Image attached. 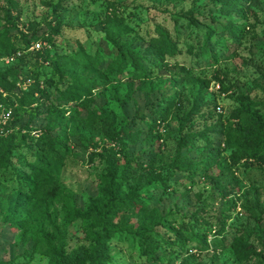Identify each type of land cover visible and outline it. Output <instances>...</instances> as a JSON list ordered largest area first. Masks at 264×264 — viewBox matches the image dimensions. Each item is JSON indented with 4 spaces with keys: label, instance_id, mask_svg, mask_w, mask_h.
Returning <instances> with one entry per match:
<instances>
[{
    "label": "rangeland",
    "instance_id": "1",
    "mask_svg": "<svg viewBox=\"0 0 264 264\" xmlns=\"http://www.w3.org/2000/svg\"><path fill=\"white\" fill-rule=\"evenodd\" d=\"M110 2L124 18L126 28H122L125 32L120 43L145 52L149 47L147 32L159 26L169 33L180 53L166 56L164 62L146 63L143 78L134 77L131 71L111 73L108 64L116 52L103 32L113 13L108 10ZM241 4L224 16L217 0H0V71L20 58H31L25 60L31 78L23 80L24 74H19L17 88L27 92L38 76L41 89L51 97L42 99L36 94L39 102L30 107L6 93V103L0 101V135H19L17 160L0 170V264H50V257L36 250V243L44 236L55 243L65 238L68 252L83 254L89 246L88 224L73 209L86 210L91 199L103 195L106 156L117 152L118 144L125 146L124 153L111 154V159L119 172L124 167L125 151L146 159L159 147L156 173L147 165L133 163L139 170L129 183H123L125 190L130 184L136 187L146 205L130 209L131 217L124 220H129L134 230L152 227L159 251L158 260L153 262L143 253L139 237L124 231L108 243L111 264H179L176 247L182 251L186 247L178 242L166 245L163 237L167 232L156 223L166 222L167 227L177 230L203 217L224 223L229 239L241 235L249 258L238 259L232 248L216 246L215 229L210 227L203 243L188 244L197 254L188 264H264V160L231 165V150L218 129L221 122L231 123L235 109L264 113V0H242ZM8 11L12 23L5 19ZM207 32L211 33L208 52L198 62L188 49L192 44L202 47ZM26 40H30L28 47ZM36 43L41 46L32 48ZM13 47L19 50L9 53ZM79 52L98 53L103 57L102 65L74 58ZM216 52L214 62L210 57ZM63 57L68 60L62 61ZM9 58L13 59L7 62ZM77 76L96 86L85 102L76 96L75 100L66 99L61 93L66 79ZM198 91L210 106L182 129L183 117L193 109ZM173 97L178 102L170 107ZM156 108H167L168 117L162 121L154 114ZM103 117L114 130L126 129L125 133L110 141L107 134L111 131ZM154 122L158 126L153 131ZM53 128L58 140L67 145V154L56 163L47 160L43 170L50 181L61 183L67 194L62 201H45L32 209L36 199L26 201L25 194H29L22 186L27 187L24 177L33 181L29 165L38 152L29 138L21 136L33 130L37 137ZM192 133L199 137H192ZM183 137L195 140L194 145L181 147ZM87 140L106 146L110 154L92 156L96 150L82 144ZM178 154L197 165L193 179L174 174L169 167ZM158 175L169 180L168 186L160 184ZM227 214L231 217L224 218ZM194 229L201 233L207 230Z\"/></svg>",
    "mask_w": 264,
    "mask_h": 264
},
{
    "label": "trees",
    "instance_id": "2",
    "mask_svg": "<svg viewBox=\"0 0 264 264\" xmlns=\"http://www.w3.org/2000/svg\"><path fill=\"white\" fill-rule=\"evenodd\" d=\"M222 6V15L227 16L228 13L242 6V0H217ZM108 10L113 11L112 15L106 22L103 28L106 39L110 41L116 52L114 60L108 64L109 71L113 74L123 75L127 71H131L133 76L136 78L146 77L147 67L146 63L152 64L155 61H165V57H173L180 53L177 49L176 42L170 37L164 29L159 26L154 27V31L150 30L147 32L149 36V47L145 52H138L125 44L120 43L121 36H123L125 30L122 28L124 25L123 16L119 15L117 8L113 3H108ZM1 16V14H0ZM5 19L12 23L11 11L4 14ZM191 23H195V20H190ZM126 28V27H125ZM234 32V31H233ZM214 31H212V34ZM211 38V33L207 32L204 35V45L196 47L190 45L189 53L196 56L198 62L208 52V41ZM25 44L30 46V40H26ZM196 47V48H195ZM19 48L13 47L9 53H16ZM218 53L211 54L210 58H213L214 62H217ZM82 62H88L97 64L99 67L102 65L103 57L98 53L95 55L79 52L74 57ZM27 59H31L27 57ZM25 57L18 59L17 63L0 71V101L6 103L3 99V94L18 100L22 106H32L34 103L39 102V99L35 97L36 94H40V98H51L40 87L39 77L35 76L37 81L31 84L27 92H22L17 88V84L20 82L18 79L19 74H24L23 80L31 78L28 71V62ZM47 60V57H45ZM62 61H67L68 57H63ZM57 69L59 67L57 66ZM63 77H65L62 74ZM184 77L188 80L191 77L184 73ZM66 87L61 91L66 99L75 100V96L80 102H85L92 93V90L96 87L95 84L89 83L87 79L82 77H72L66 79ZM61 95V96H63ZM57 97V95H56ZM178 100L173 97L171 103L168 106L172 107L177 104ZM79 106V105H78ZM78 106L76 108H78ZM167 106V107H168ZM210 104L204 101L200 92L196 93L194 107L191 111L185 114L181 128L184 129L187 126V122L191 118L199 114L203 108L209 107ZM154 114L158 116L162 121L168 117L169 111L166 109L160 110L156 108ZM111 134H107L110 141L114 140L118 136H122L126 129L116 131L112 127L111 122L108 118H101ZM236 119V124L232 120ZM229 120L231 123L228 125L221 122L218 129L220 134L224 137L226 146L230 151V163L231 165H237L244 160H259L263 161L264 156V113L260 112H246L242 108L235 109L230 115ZM228 120V122H230ZM234 124V125H233ZM157 122L152 125V130L157 128ZM56 128L45 129L41 131V135L35 137L32 131L29 130L26 135L22 134V138H29L33 142V147L38 152L33 165H29L31 173L29 177L33 178L31 181L28 177H24L23 180L27 183V187L22 186L23 190L29 195L25 194L26 201H30L31 197L35 198L36 201L32 203V209H35L39 204L45 201H62L66 196V189L63 185L57 181H50L51 179L46 177L47 168L46 161L49 160L52 163H56L66 157L67 145H63L56 135H54ZM18 134L13 132L10 136L0 135V170L3 168H9L12 166L16 158V148L18 143L16 139ZM194 138L199 137V134L192 133ZM181 147L187 145H194L195 140H189L188 137H183ZM83 141H80L82 143ZM86 147H92L94 150L92 156H103L104 152H108L106 146H101L92 140L83 142ZM119 149L117 152L111 154L124 153V145L118 144ZM101 151H97V150ZM110 150H113L112 148ZM159 147L151 152V157L144 159L142 155H132L125 151V162L121 172L118 171L115 166V161L111 159V154L107 155V173L104 174L103 179L105 181V187L102 189L103 195L101 197L91 199L90 204L86 210L78 209L74 206L73 213L80 217L82 221L87 222L89 242L88 248L83 252L82 255H72L67 251V243L64 239H59V242L55 243L52 239L44 236L37 243V251L50 257V264H111V258L109 256V245L108 243L116 237L119 233L127 231L139 237V242L143 253L148 259L153 262L158 260L157 252L159 251V243L153 240L154 229L142 228L134 230L129 225V220H124V217H131L130 209L146 207L145 203L141 199V195L137 192L136 187L131 184L128 186V190L123 188V183H129L132 178L136 176L137 166H133V163L141 165V167L147 165L156 173L154 164L156 160L157 151ZM16 158V159H15ZM146 163V164H145ZM35 165H39L36 168ZM169 167L175 173H183V176L193 179L196 175L197 165H192L190 158L185 155L178 154L177 157L169 163ZM133 171V172H131ZM159 182L161 185L168 186L169 180L163 175H158ZM30 205V203L28 204ZM23 206H26L25 204ZM66 210H67V206ZM262 213V212H261ZM264 213V212H263ZM231 215L227 214L224 218H230ZM166 230L167 237H163L166 245L174 244L176 242L186 247L185 251L176 247V256L181 258L179 264H188L191 260L196 258V253L193 252L194 247H189L188 244L191 241H198L203 243L206 239L209 228L214 227L215 232L213 235V242L216 246H222L223 248H232L238 259H248V249L244 247L245 239L241 235L234 234L230 239L227 236L228 230L224 223H221L214 217H203L201 221H195V223L188 222L182 224L176 230L174 227H167L166 222H157ZM198 227L200 230L202 227H206L207 230L203 233L196 232L194 227ZM176 231H174V230ZM157 231V229H155ZM211 230V229H210ZM184 247V248H185ZM249 248V247H248ZM172 264V263H170Z\"/></svg>",
    "mask_w": 264,
    "mask_h": 264
},
{
    "label": "built area",
    "instance_id": "3",
    "mask_svg": "<svg viewBox=\"0 0 264 264\" xmlns=\"http://www.w3.org/2000/svg\"><path fill=\"white\" fill-rule=\"evenodd\" d=\"M40 46H41L40 43H36L35 46H33L32 48H35V47L39 48ZM11 59H13V58L6 59V61L9 62Z\"/></svg>",
    "mask_w": 264,
    "mask_h": 264
}]
</instances>
